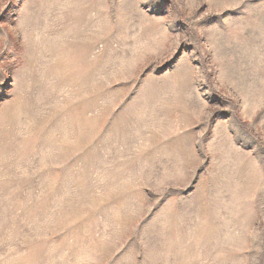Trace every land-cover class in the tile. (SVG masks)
Returning <instances> with one entry per match:
<instances>
[{
	"label": "rangeland",
	"instance_id": "374dc122",
	"mask_svg": "<svg viewBox=\"0 0 264 264\" xmlns=\"http://www.w3.org/2000/svg\"><path fill=\"white\" fill-rule=\"evenodd\" d=\"M0 264H264V0H0Z\"/></svg>",
	"mask_w": 264,
	"mask_h": 264
}]
</instances>
